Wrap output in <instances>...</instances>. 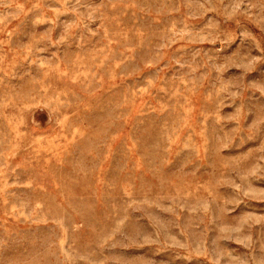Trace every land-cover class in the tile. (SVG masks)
<instances>
[{"label":"rangeland","instance_id":"374dc122","mask_svg":"<svg viewBox=\"0 0 264 264\" xmlns=\"http://www.w3.org/2000/svg\"><path fill=\"white\" fill-rule=\"evenodd\" d=\"M0 264H264V0H0Z\"/></svg>","mask_w":264,"mask_h":264}]
</instances>
